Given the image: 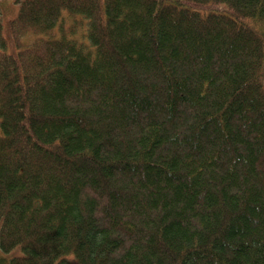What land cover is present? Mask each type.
Returning <instances> with one entry per match:
<instances>
[{
    "label": "trees",
    "instance_id": "obj_1",
    "mask_svg": "<svg viewBox=\"0 0 264 264\" xmlns=\"http://www.w3.org/2000/svg\"><path fill=\"white\" fill-rule=\"evenodd\" d=\"M0 264H264V0H0Z\"/></svg>",
    "mask_w": 264,
    "mask_h": 264
},
{
    "label": "rangeland",
    "instance_id": "obj_2",
    "mask_svg": "<svg viewBox=\"0 0 264 264\" xmlns=\"http://www.w3.org/2000/svg\"><path fill=\"white\" fill-rule=\"evenodd\" d=\"M9 5H11V4L9 2H6L5 7H8L9 8ZM5 7H4V12L6 13L7 10H8V8H5Z\"/></svg>",
    "mask_w": 264,
    "mask_h": 264
}]
</instances>
